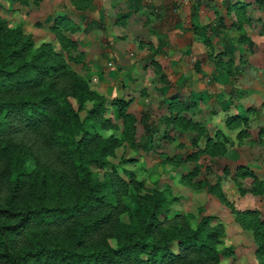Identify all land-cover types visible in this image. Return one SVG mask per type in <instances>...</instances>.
I'll return each mask as SVG.
<instances>
[{
  "label": "trees",
  "instance_id": "16d2710c",
  "mask_svg": "<svg viewBox=\"0 0 264 264\" xmlns=\"http://www.w3.org/2000/svg\"><path fill=\"white\" fill-rule=\"evenodd\" d=\"M70 1L75 8L88 4ZM60 26L68 31L77 26L65 16H57L52 26L62 48H75ZM87 101L92 103L86 108ZM105 101L49 41L34 47L29 34L0 17V264H218L230 248H218L224 227L210 223L213 216L203 215L192 226L189 213L167 216L162 189L140 192L142 182L132 171L122 168L125 179L114 166L100 177L92 170L91 165L107 162L122 139L133 140L129 100L110 101L121 120V136L103 114ZM172 119L200 130L194 121ZM107 129L111 132L104 134ZM224 149L208 137L201 151L217 155ZM196 170L184 176L190 179ZM235 174L251 177L248 191L264 193V181L248 167L236 166ZM210 191L242 229L251 230L257 262L264 264V218L256 209L234 207L212 185Z\"/></svg>",
  "mask_w": 264,
  "mask_h": 264
},
{
  "label": "rangeland",
  "instance_id": "374dc122",
  "mask_svg": "<svg viewBox=\"0 0 264 264\" xmlns=\"http://www.w3.org/2000/svg\"><path fill=\"white\" fill-rule=\"evenodd\" d=\"M69 1L0 0V17L6 20L7 26L17 27L23 34H29L34 47L45 42L41 38L42 36H39L42 28L45 33L50 32L54 49L66 59L75 72H81L77 73L89 78L88 70L86 71L83 67L85 64L84 54L78 42L72 38L71 33L78 29V41H81L84 33L90 36L91 40L94 36L98 37L97 29H103L104 22L101 19H96V15L92 13L98 0H94L96 3H92L91 6L90 0H88L86 6L77 8L79 10L74 12H72L74 5ZM190 1L192 5H196L194 9H191V15L197 14V9L201 5L200 13L204 14V17H201L204 21L201 24H194L191 21L190 26L201 37H198V40L206 47L208 54L200 58L194 57L195 59L193 55L182 58L179 60L178 69L183 71V74L185 73V81L181 82V87L187 91L189 86H193L196 90L202 89L200 92L197 91L201 102L195 106L187 97V103L184 104L183 99H180L182 97L176 98L175 95L169 100L168 96L164 99L165 105L167 104L164 108V103L158 101L151 104L155 99H151L150 94L158 98L159 93L149 85L143 86L142 88H147L146 92L150 93L146 94L148 102L141 108L136 105V102H132L129 107L138 118L132 144L126 139H122L121 144L114 148V153L106 156L107 162L103 166L91 165V168L100 177L102 171H109L114 166L113 169L125 179L127 176L122 168L132 171L135 178L142 182L143 188L140 189V192H144V188L151 187L162 189L168 199V208L170 209L167 216L172 215L175 211L189 213L187 220L192 226L203 215L213 216L210 223L220 222L224 227L221 243L217 245L218 248L225 246L230 248L228 255L220 256L218 264H258L254 254L255 242L251 230H247L248 233L240 237L233 230V226H225L226 222L231 223V219L227 221L226 217L229 215L227 211L224 212L228 210L231 213V210L217 198L215 193L210 191V187L212 185L221 191L224 198L236 207L237 196L242 193L239 192L235 181H238L241 187L244 181L238 180L240 177L236 176L235 167L244 165L241 163L244 151L236 152L234 149L235 151L232 150L230 154L224 156L228 145L227 136L235 133L233 142L238 143L240 138H244V142L249 145H253L255 142V147L262 149L264 147L260 142L261 137L264 138V116H261L264 115V112L260 111L264 110V0ZM83 2V0H78V4ZM87 6H90L89 11H87ZM226 6L229 8L228 11L225 9ZM246 6L249 7L244 10ZM155 12L152 10V13ZM67 14L70 16L72 14L74 17L76 15L78 18L82 16L84 20H81L78 27ZM57 16H65L77 26V29L73 31L62 29V26L59 27L63 35L75 42V48L70 46L62 48L58 43L52 30L53 20ZM95 45L99 44L95 43ZM194 48L197 51V47L194 46ZM91 52L92 55L95 54V51ZM72 57L80 58L81 61L73 62L70 59ZM153 68L155 72L153 77H156L158 82H163V80L166 82L167 76L159 72L155 65ZM213 70H215L214 73H212ZM192 73L197 74L196 81L198 82L196 84L190 83V81L193 83L194 80ZM90 87L94 89V87ZM142 92L145 93L144 90ZM177 93V95L184 96L183 93ZM131 94L130 90L126 92V96H131ZM141 95L143 94L141 93ZM111 99H106V109L103 114L109 116L117 124L118 129L114 133L121 136V120L116 116L115 107L110 102ZM70 100L75 106L73 98ZM160 100L162 99L160 98ZM171 100L173 105L170 108L168 105ZM254 101L255 103H253ZM91 103V101L85 102V107H89ZM248 104L250 106L246 111H243V106ZM231 106L237 107L235 112L230 109ZM84 113V110L79 111L80 116H83ZM173 116L194 121L200 130L190 126L186 127L189 131L185 130L186 128H182L173 119L171 120ZM166 118L169 119L168 122ZM194 118L195 120H193ZM221 124L224 125L223 130L227 132H225L226 134L220 131L218 126ZM233 127L236 129L231 130ZM181 130H185V132L179 133ZM108 132L111 130L103 131L104 134ZM208 137L225 146L222 154L208 156L209 154L201 151ZM241 142H243L242 139ZM191 153H193V158H187L186 156ZM184 159L187 160V164L182 165L181 160ZM195 163H199L201 167H197L195 174L189 179L184 174L192 170ZM248 182L249 179H246L245 183ZM206 192L210 194L209 199H217L225 209L218 203L208 209V204L205 203ZM257 195H260V198L257 197L258 199L254 201L264 204V193ZM125 201L128 204L127 199ZM245 203L250 204L247 201ZM252 209L258 210L260 217L264 218L257 207ZM120 218L125 221L126 214L121 213ZM172 246L175 248V242ZM252 250L253 255H250Z\"/></svg>",
  "mask_w": 264,
  "mask_h": 264
},
{
  "label": "crops",
  "instance_id": "0c3cea01",
  "mask_svg": "<svg viewBox=\"0 0 264 264\" xmlns=\"http://www.w3.org/2000/svg\"><path fill=\"white\" fill-rule=\"evenodd\" d=\"M69 3L71 2L69 1ZM92 3H96V1L90 0V6ZM63 5L66 6V4ZM95 5L96 7L92 12L93 15H96V19H101V21L104 22L103 29H97L99 32L98 37L94 36V38H91L90 40V36L84 33L81 37V41H78V29L75 30L74 33H71V35L72 38L78 42V45H80V49L84 54L85 64L83 67L86 71L88 70L89 78L87 79L89 85L94 87V89L106 97V99L118 96L129 100L127 111L135 116L134 131L137 129L138 118L129 107L132 102H136V105L140 108L143 104L145 105L148 102L146 94L150 93L148 91L146 92L147 88H142L143 86L147 87L149 85L155 92L159 93L157 96L158 98H156L155 95L150 94V98L155 99L151 104L154 102L157 103L158 101L164 103V108H166L167 104L165 105L164 99L169 96L170 100L176 95V98L182 97L180 99H183L184 104L187 103L186 99L188 97L191 99V104H194L195 106L199 105L201 100L197 91L200 92L202 89L196 90L193 86H189L187 91L184 87H181V82L185 81V73L183 74V71L179 70L178 67L180 63L179 60L182 58H186L187 56L190 57V55H193V58H200L201 56L204 57V55L208 54L206 47H204V45L198 40V37H201L196 34L190 26L191 21L194 24H201L204 21L201 18L204 17V14L200 13L202 10L201 5H199L200 8L197 9L198 12L195 15H191L190 11L195 7L191 4L190 0H98V4ZM72 6L70 7L72 8ZM90 6H87V11H89ZM248 7L249 6L244 7V10L248 9ZM72 9V12L79 10L74 6ZM225 9L227 11L229 10L227 6ZM152 10H155L156 12L152 13ZM171 10H174L175 12ZM166 11L168 12L166 13ZM67 15L71 21L78 25V27L81 20H84L82 19V16L78 18L76 15L75 17L72 14L71 16L69 14ZM49 34L51 33H45L42 28L39 36H42L41 38L45 41L52 43ZM95 43L99 44V47L96 46ZM52 46L54 48L53 43ZM194 46L197 47V51ZM91 51H95V54L92 55ZM153 65L156 66L159 72H162L167 76L166 82L164 80L163 82H158L156 77H153V74L155 73ZM214 72L215 70H213L212 73ZM172 75H174V77H172ZM191 75L194 80L193 83L189 80L190 83L196 84L198 82L196 81L197 74L192 73ZM127 89L132 92L131 96H126ZM141 89L144 90L145 93L142 92ZM177 92L183 93L184 96L177 95ZM141 93L143 95H141ZM160 98L162 100H160ZM253 103H255V101ZM248 106L250 105H244V109L242 110L246 111ZM235 108L237 107L231 106L230 109L235 112ZM260 111L264 112V110ZM166 119L168 122L169 119ZM193 120H195V118ZM144 126L147 125L145 124ZM218 127L221 132L224 134L227 133L223 130L224 125L221 124ZM235 129L236 127L231 128V130ZM185 130L189 131L188 128ZM185 130L178 132L184 133ZM234 135L227 136L228 145L225 149L224 156L230 154L232 150L235 151L234 149H236V152L243 150L244 152L242 153L243 157L241 158V163L246 165V167L252 170L258 178L264 181V147L263 149L255 147V142H253V145H249L244 142V138H240L238 143L233 142ZM241 139L243 142H241ZM263 140L264 138L261 137L260 142L262 143V146H264ZM181 161L182 165L187 164L186 159ZM193 165L201 167L199 163ZM246 179H249L248 183H245ZM238 180L244 181L242 187L245 191L237 196L236 208L243 209L257 207L264 217V204L254 201L255 199L260 198V195L248 191L252 180L251 177H240ZM202 186L200 187L202 188ZM209 195L210 194H207L206 192L205 203L208 204V209L214 207L215 203L220 204L217 199H214L215 201L212 198L209 199ZM208 199L211 201L210 203L208 202ZM245 201L251 205L245 203ZM220 205L222 206V204ZM222 207L225 209L224 206ZM226 211L229 215L226 219L227 221H230L231 219V223L226 222L225 226H233V230L239 234L240 237L247 234L248 229L240 228L238 223L234 220L233 213L228 212V210H225L224 213H226ZM250 255H253V250Z\"/></svg>",
  "mask_w": 264,
  "mask_h": 264
}]
</instances>
